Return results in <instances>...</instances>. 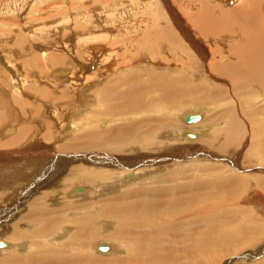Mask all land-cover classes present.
Masks as SVG:
<instances>
[{"label":"rangeland","instance_id":"obj_1","mask_svg":"<svg viewBox=\"0 0 264 264\" xmlns=\"http://www.w3.org/2000/svg\"><path fill=\"white\" fill-rule=\"evenodd\" d=\"M14 1L0 0V11L4 13L0 16V241L7 244L5 249L0 247V259L2 256H9V263L29 264L25 257L30 253L41 248L52 250L58 246L62 247L63 243H68L70 236L73 238L75 233L82 234L83 239H89L88 254L99 264H114L113 259L122 256L128 259L129 254L126 255L121 251L132 243L133 237L128 236L121 243H116L115 238L112 237L114 229H110V223L113 224V221H109V224L99 220L89 223V219H86V223L90 225L88 227L83 220L88 215L102 212L105 200L113 195L107 192L108 187H114L112 183L118 182L115 179L117 175H122L121 179H128L125 173L129 176L137 173L141 175V178L136 177L140 178L139 183H146V188L150 189L164 190L176 185L206 183L208 187L206 186L205 190L202 188L200 193L216 196L215 198L218 197L221 201L219 203L212 199L209 203V211L214 214L212 216L217 214L220 216L219 231L223 234L229 233L238 226L246 225L245 222H250L252 230L241 234L254 237V241L248 247L240 248L232 244L231 248L218 246L211 249L215 252L216 264H264V230L256 229L258 226L264 229V187L260 184L256 185L258 176L264 179V163H261V158L254 157V152L250 150L252 141L248 123L243 124L245 133L243 140L233 141L234 145L230 144L227 152L217 146L222 141V133H218L217 139L214 136L217 130L225 127L227 118L224 112L233 107L236 110L239 102L235 93H229L232 82L211 69L209 64L214 46L220 49L212 41L216 43L218 41V46L224 53L216 58L219 63L233 61L234 55L229 51L230 45L220 40L223 39L220 36H224V29L222 30L218 20L220 16L223 19L222 15L227 11L224 9L220 16H213L211 7L206 5L202 7L203 3L197 2L198 0H143L150 4L149 9L153 18L151 17L148 23L151 26H145L140 36L132 40L136 41L133 44L130 40L124 43L125 39L122 36L117 41L108 38L102 41L89 39L87 43H94L92 47L95 46L94 48L99 50L91 54V59L96 57L99 63L93 65L92 60H86L88 56L83 51L84 47H80L77 54L68 49L69 45L78 41L77 31L80 24L77 22H80V16L82 14L91 16L88 20H91L96 30H101L100 26L106 25V18L112 15L109 10L113 9V5L119 10L127 9L129 12L130 8L138 3L141 6L142 0H40L39 2L17 0L19 3ZM216 2L227 4L226 8L235 6L234 0ZM214 4L215 2H212L211 5ZM36 9L37 13H35ZM136 14V10L131 11V18L134 21L132 24L141 20ZM205 26L211 30V33L203 31ZM107 27L109 30L113 29L110 31L112 35H116L113 26L109 24ZM198 29L203 31L204 35L196 33ZM165 30H169L173 36L176 35L175 43L169 40L160 41L158 36ZM187 35L198 42V48L193 46L195 41L191 44ZM206 35L211 37L207 40ZM129 37L131 39L132 36ZM227 39L233 43L231 37L227 36ZM98 43L105 47V52H100ZM125 45H127L125 51L121 50ZM110 48H115L116 52L109 53ZM223 48H226L225 51ZM205 51L207 53L204 60L201 52L205 53ZM49 57L57 60L53 61ZM15 73L18 77H14ZM185 75L189 77L190 81H187L189 84L180 83L182 84L180 88L192 90L205 85L211 93H215L211 94L214 95L211 104L206 105L203 102L204 94L200 91H196L192 96L177 98L172 103L164 100L157 88L159 81L163 79L161 76L178 79ZM75 78L78 79V83ZM136 81L142 91L139 99L143 102L144 111L141 112L140 109L138 114L128 112L129 114L120 113L119 117L117 115L108 117L106 104L103 101V89L116 83L115 87L125 92L128 86H132L131 84ZM16 86L18 89L15 88ZM132 88L136 89L137 86ZM218 88L228 92L226 101L221 99V95H217L220 94ZM146 90L149 93H146ZM252 93L254 96H249L251 99L248 100H253L257 108H263L264 99L259 96V90L252 89ZM197 113L201 115L198 122L183 121L186 115ZM134 125L143 137L141 146L146 147L140 152L141 159L136 158L138 160H134L138 154L133 150L132 142L128 140L131 138V133L123 129L133 128ZM11 128L14 132L8 134L7 131ZM150 132L155 136L147 139V134ZM12 139L16 144L4 147L6 141ZM245 155H248L247 160L250 158L252 164L244 163ZM131 161L140 162L141 165H131L133 167L131 168L129 167ZM181 170L184 172L183 177L175 176V182L166 176V173H176ZM82 171H85L83 174L87 172L88 175H93L92 179L81 176ZM119 171L122 173L120 174ZM101 177L102 180L112 178L107 181L108 183L99 181L92 185L87 180ZM227 177H233L238 184L247 180L248 187L251 188L250 192L238 195V200L229 206L224 205L222 197H225V190L232 189V186L223 185L222 180H218ZM208 181L211 182V186L208 185ZM130 187L132 183L123 186V190H115L114 194L118 195L117 193L124 192ZM80 188L82 190L78 191ZM33 205L51 209V220H60V223L53 226L55 229L51 226L49 237L35 235L36 229L40 226L44 227L45 223L40 221L39 225L34 221L31 222L34 217ZM198 207L200 209L198 204L194 207L195 212ZM88 228L91 229L90 235L85 233ZM199 228L202 232L204 225H200ZM186 230L192 235L197 232L198 227L189 225ZM16 233H23L24 236L18 238ZM164 233L159 236L166 237ZM37 243L41 245L36 246ZM100 244H108L110 247L115 245V250L98 252L96 246ZM165 247L170 255L172 251L177 255H179L178 251L182 253L180 243L174 248L172 245ZM2 248L4 250H1ZM1 251H4L3 254ZM15 255L18 257L17 260L12 257ZM207 260L210 264L213 258ZM151 261L171 264L169 258L148 260V264ZM30 264L45 263L35 260ZM46 264L59 263L46 261Z\"/></svg>","mask_w":264,"mask_h":264},{"label":"bare ground","instance_id":"obj_2","mask_svg":"<svg viewBox=\"0 0 264 264\" xmlns=\"http://www.w3.org/2000/svg\"><path fill=\"white\" fill-rule=\"evenodd\" d=\"M15 1H17V0H15ZM39 1L40 0H37L36 2H39ZM216 1L217 0H215V1L214 0H208V2H207V0H198L197 2L203 3L202 7H204L205 5H206V7L210 6L212 9L211 12L213 13V16H220L224 9L227 11L226 14L222 15L224 20L221 19V16H220V19L218 20V22H220V24H221L220 26L222 27V30L224 29V31H223L224 36H222V35L220 36V38H223V39H220L219 37L218 38L230 45L229 51L231 52L232 55H234V58H233V61H230L227 63H224V62L219 63L216 60V58H218L219 55L221 53H223L222 48L220 46H218V41H217V43L212 41L214 43V45L219 47L221 50L217 49L214 46V49H216V51H214V49L212 50V58H211V61L209 64L211 66V69L217 71L219 73V75L229 79L230 82H232L231 83V84H233L232 89L228 88V89H230L229 93L230 94L235 93L237 95V99L239 100V102L237 101L238 106H237L236 110L233 107V108H230V110H227V112H224V115H226V118H227V120L225 122V127L222 130H220V129L217 130L215 132L214 136H215V139H217V135H219L218 133H222V135H223L222 141L217 146H219V149L221 148L227 152L229 150L228 146H230V144H232L233 141L234 142L235 141L241 142V140H243V136L245 134L244 129H243L244 128L243 124L248 123L249 134L251 133V141H252V143L250 145V150H251V152L252 151L254 152V157L261 158L260 159V160H262L261 163H264V107L263 108H261V107L257 108V106H255V103L253 100H248V99H251L249 96H252V95L254 96V93H252V89L259 90V93H258V94H260L259 96L263 97V99H264V0H234L233 3L235 6L233 5L234 6L233 8H228L229 6L226 8L227 4H225L226 5L225 6L222 2L217 3ZM212 2H215V4L211 5ZM17 3H19V2L17 1ZM219 4H220V6H219ZM149 7H150L149 2L143 1V3H141V6H140V3H138L132 9L130 8L131 11L136 10V13H137L136 15L137 16L139 15L141 18V20H139L137 23L132 24V23H134V21L131 18V11L128 12L127 9L119 10L117 8V6L115 7L113 5V9L109 10L110 12H112V15H110V16H108V18H106V20H105L106 25L100 26V28H102L101 30H99V29L96 30V27H94L91 20L90 21L88 20L89 17L91 18V16H87V14H82V16H80L81 17L80 22H77L80 25H78L76 23V26L77 25L79 26V28H78L79 31H77V33L79 32V34H77L78 41L76 43H74L73 45H69L68 49H70L72 53L77 54L79 51V48L84 47L83 51L88 56V58H86V60L87 59L92 60L93 65H98L99 63H98L96 57L94 59H91V57H92L91 54H93L94 51H96V50L99 51V50H98V48H94L95 46L92 47V44H94V43L89 44V43H87V41H89V39L90 40L92 39L93 41H102V40H105L107 38L109 40H112V41L113 40L115 41V39H116V41H117V39H119V37H121V36L125 39L124 43H126V41L128 42V40H130V41L134 40L135 37L140 36V33H142V31L145 30V26H149V27L151 26L150 23H148V22H149V20L153 14H151V10L149 9ZM197 7H199V5ZM12 8H14V7H12ZM127 8H128V5H127ZM201 9L199 8V10H201ZM149 10H150V12H149ZM202 12H203V10H202ZM35 13H37V9L35 10ZM3 14L4 13L1 12L0 16H2ZM15 14H17V13H15ZM41 14H42V12H41ZM203 14H204V12H203ZM45 21H43V23H45ZM109 24L114 27L115 31H113V32H115L116 35H112L110 33V31H112L113 29L112 30L108 29L107 26H109ZM66 28H64V29H66ZM204 30L209 31L211 33V30L209 28H207L206 26L204 27L203 31ZM203 31L198 29L196 33H198V34L201 33V35H204ZM99 33H103V34H99ZM109 34H111V36ZM130 34H133V35H130ZM129 36H132L131 39H129L130 38ZM187 36H189V41L191 42V44L194 41L196 42V43L194 42L193 46L198 48V42L194 38H191L190 35H187ZM227 36H229V37H231V39H233V43L231 42L230 39H227ZM174 37H176V35L173 36V34L169 30L163 31L158 36L160 41L163 40V41L167 42L169 40V41H172L173 43H175ZM206 37L208 40L211 37V35L210 36L206 35ZM135 40H136V38H135ZM214 40H215V38H214ZM135 42L136 41H132V44ZM98 44H100V43H98ZM209 44L211 45V43H209ZM223 45H224V43H223ZM98 46H99L100 52L103 53L106 51L105 47L102 46V44H100ZM126 46L127 45H125V47L124 46L121 47V50L125 51ZM201 47H200V49H201ZM114 49L115 48H112V49L110 48V49H108L109 50L108 52L111 54H114V52H116V51H114ZM225 49L223 48L224 51H225ZM206 53H207L206 51H205V53L201 52V56L204 60L206 58ZM107 57H108V55H107ZM49 58H51L53 61L57 60V59H53V57H49ZM220 60H221V57H220ZM99 62H100V60H99ZM84 67H87V66H84ZM211 73H213V72H211ZM13 75H14V77H18V74H16V73ZM75 75H76V73H75ZM58 77H60V76L58 75ZM161 77L163 78L162 79L163 82L159 81L160 83H158L159 85H157V88L159 89L160 93H162L164 100L165 99L167 101L169 100V103L174 102L177 98H180L182 96H192L196 91L197 92L200 91L201 93L204 94L203 102L206 105L212 103L211 99L213 98L212 96H214V95H211V94H213L214 92L212 91L213 93H211L210 90L205 85H201L200 88H198V87H195L194 89L191 88L192 90L180 88V86L182 85L180 83H183V82L186 83L187 81H190L189 77H187L186 75L182 76L181 78H178V79H175L172 77L167 78L166 76H161ZM15 80H16V78H15ZM75 80H76V83L79 82L78 79L75 78ZM133 82H134V80H133ZM136 83H137V81L135 83L131 84L133 87L137 86L136 89L132 88V86H128V89L125 92H121L120 90H118L115 87L116 83L113 84V86L111 85V87L109 86V87H105L103 89V94H102L103 99H104L103 101L106 104L105 109L107 108V114L106 115L108 117L109 116L110 117H114V116L116 117V115H117V117H119L118 115L120 113H122V114L123 113L126 114L128 112L137 113V112H140L139 111L140 109H141V112L144 111L143 102L139 99L141 97L142 91H140V89L138 88V86H140V85H138ZM187 83L189 84V82H187ZM119 84H121V83H119ZM12 87H14V86H12ZM15 88L18 89V86H16ZM218 89L220 90V94H217V95H219V96L221 95V97H222L221 99L226 101L225 99L227 98L228 92L223 88H218ZM145 92L149 93V92H147V90ZM155 92H156V90H155ZM43 93L44 92H42V94ZM142 96H143V94H142ZM221 99H219V100L221 101ZM252 99H254V98H252ZM109 100L111 101V103H109ZM161 100H163V99H161ZM117 102H120V103L117 104ZM200 102H201V100H200ZM195 122H198V121H195ZM195 122H192V123H195ZM123 129L125 131H128V133H131V138L128 140L132 142L133 150H136L137 151L136 153L138 154V156H135L134 160L137 157H138V159L139 158L141 159V153L140 152L142 149H146V147L141 146V142L143 141V139H142L143 137H141L140 133H138V131L135 129V125L133 126V128L124 127ZM13 132H14V129H12V128L9 129V131H7L8 134H11ZM22 133H24V131ZM152 133L153 132H150L149 134H147V139H152L155 136V134L153 133V135H152ZM111 139H113V138L111 137ZM215 139L213 138V140H215ZM211 140H212V138H211ZM13 141L14 140L12 139V140L6 141V143L4 142L5 143L4 147L13 146L14 144H16ZM205 141H207V139ZM205 141H204V143H206ZM213 143H216V142L213 141ZM123 144H121V145H123ZM6 145H8V146H6ZM118 145H120V144H118ZM232 145H234V144H232ZM118 148H119V146H118ZM126 148H127V146H126ZM129 149H131V148H129ZM247 156L248 155H245V158H244L245 162L244 163L246 165L252 164V161L249 157H248L249 159L247 160ZM138 159H136V160H138ZM123 162H124V160H123ZM135 162L131 161L129 163V167L133 168L131 165H133V166L141 165L140 162L139 163H135ZM121 164L124 165L122 162H121ZM84 172L85 171H82V174ZM121 173L122 172H120V174ZM132 173H133V171H132ZM82 174H81V176H83V177L91 178L93 176L90 174L88 175L87 172L83 175ZM113 174H114V172H113ZM125 174L127 175L128 179H124V178L121 179L122 175H117L115 179L118 180V182L112 183V184H114V187L113 186H111V188L108 187L107 192L113 193V195H111L110 197H108L105 200V205L102 206V212L100 214H97V215H94V214L88 215V217H85V220H83V223L88 225V227L90 226L89 223H91V221H94V220H96V221L99 220V221L105 222L107 224L110 223L109 221H113L114 222L113 224L110 223V227H111L110 229H114L112 237L115 238L114 241L116 243H121L124 239H127L128 236L133 237L132 243L125 246L124 247L125 250L121 251V253H125L126 255L128 253L129 258L128 259L122 258L123 257L122 256L121 258L113 259L114 264H148V260H152V259L155 260L158 258H162V259L169 258L171 264H208L207 259L213 258V260H211V262H209V263L210 264H216L217 263L216 262V260H217L216 255H214L215 252L212 251L211 249L216 248L218 246H223V247L225 246V247L231 248L232 244L238 245V247H240V248L248 247L254 241L253 240L254 237L252 238V236H249V235L245 236L244 234H241L242 232H245V231L249 232L250 229L252 230L250 222H248V223L245 222L246 225H243L242 227L238 226L237 229H234L233 231H231L229 233L223 234L222 231H219V226L221 223V221L219 220L220 216H218V214L216 216H212L214 214L212 211H209L210 210L209 203L211 202L212 199L216 200L219 203L221 201H220V198H218V197L215 198L216 196H207V195H204V193H200V190L202 188L203 189L206 188V186H207L206 183L199 184L197 182H194L195 184L176 185L174 187H172V186L168 187L164 190H160L157 188L156 189H150V188H146L147 187L146 183H139L141 175L139 176L137 173H134L133 175H130V176L127 173H125ZM183 174H184V172H182V170H181V171H178L176 173H172V172L170 174L166 173V176L169 177V180L175 182L176 181L175 176L179 175V177L182 178ZM97 176H99V175H97ZM136 177H140V178H136ZM111 178H109V179L107 178V179H103V180H102V177L99 179L94 178L95 180L94 179L91 180L92 178L91 179L86 178V179L89 180V183L92 185L93 183H97L99 181H103V183H108L107 181L110 180ZM262 179H263L262 177L258 176L256 185L260 184V185H263V187H264V179L263 180ZM218 180L219 181L222 180L223 185H227L229 187L232 186L231 187L232 189H230V190L228 189V191L225 190L226 191L225 197L224 198L222 197V199H224L223 203H224V205L226 204V206H229L230 204L236 202L238 200V195H240L241 193H247V192L251 191V188L248 187V181L247 180L240 181L239 184H238V182H236L233 179V177H231V178L227 177L224 179L221 178ZM128 182L132 183V187H130L128 190L127 189L124 190V192L117 193L118 195L114 194L116 191L122 189L123 186H125L127 184H131ZM133 182H136V183H133ZM112 184H110V185H112ZM210 184H211V182H209L208 185H210ZM220 185H221V182H220ZM67 187H69V186H67ZM101 187H102V185H101ZM219 189H221V188H219ZM79 190L81 191L82 188L78 189V191ZM84 194H86V193H83V195ZM78 195H79V192H78ZM154 195H156V197L153 198ZM144 197H146V198H144ZM148 197H151L153 199H149ZM126 200H131V201H126ZM188 204H190L192 206H190ZM197 204L200 206V209L198 207L197 211L195 212L194 207ZM186 205H188V206H186ZM41 207H36L35 205H33V207H32L33 211L32 212L34 213V217H32L33 219H31V222L34 221L36 224L37 223L39 224L40 221L44 222L45 223L44 227L43 226L38 227L36 229L35 235L39 236V237L40 236L49 237L50 236L49 230L51 231V229H50L51 226H52V228H54L53 226H55V224H57V223H60V220L59 219L51 220L52 219L51 218L52 211L50 212L51 209L49 210V209H46L45 207H42V208ZM56 209H57V207H56ZM48 212H49V214H48ZM58 212L56 211V213H58ZM208 214H209V216H208ZM231 217H232V215H231ZM86 219H89L88 224L86 223ZM186 219L188 221H186ZM233 219H234V217H233ZM235 220H237V219H235ZM241 220H243V219H241ZM238 223H239V221H238ZM115 224H117L116 227H115ZM189 225H196L198 227L197 232L193 233L192 235L190 234V232L188 234L186 227L187 226L189 227ZM200 225H204V228H202L203 229L202 232L199 231ZM228 226H230V225H228ZM256 229L257 230H260V229L264 230L262 227H259V226ZM162 232H165L163 235H166V237L165 236H159ZM85 233L90 235L91 229L88 228ZM16 235L18 238H22V236H24L23 233H16ZM250 235H252V234H250ZM88 240H87V238L83 239L82 234H76L75 233L73 235V238H72V236H70L68 243H66V244L63 243L64 245L62 247L58 246V248H56V249L53 248L52 250L51 249L43 250L41 248L43 246H41V247H39V248H41L40 250L32 252V253H30V255L26 256L25 260L28 261L29 264L33 263L35 260H39L40 263H45V264H46V261L55 262V263H59V264H79L80 261H81V264H99L94 260V258L92 256H90L88 254V246L90 245L88 243ZM179 243L182 245V248L180 250L182 253H180L178 251L179 255H177V253H174V251H172V253L170 255V254H168V251L165 250L166 247L164 248V246H166V245H168V246L172 245V248H174ZM38 245H41V243L36 244V246H38ZM106 245H107V249L104 250V253L108 252L109 250H111V251L115 250L114 249L115 245L111 246L112 249L108 244H106ZM98 246L99 245L96 246V250L98 252H102L101 250L98 249ZM3 248L4 249L7 248V244ZM3 248L1 250H4ZM3 252L4 251H1V254H3ZM210 255H214V256L209 257ZM8 257L9 256H2L0 259V264H16L13 262L9 263L8 259H10V257L9 258ZM12 257H14V260H17V258H18V257H16V255L12 256ZM17 264H19V263H17ZM149 264H158V263L151 261V262H149Z\"/></svg>","mask_w":264,"mask_h":264},{"label":"water","instance_id":"obj_3","mask_svg":"<svg viewBox=\"0 0 264 264\" xmlns=\"http://www.w3.org/2000/svg\"><path fill=\"white\" fill-rule=\"evenodd\" d=\"M199 119H201V115L200 114H188L184 117L183 121L185 123H192V122H195V121H198ZM6 246V243L4 241H0V247H4ZM98 249L101 250V251H104L107 249V245L106 244H100L98 246Z\"/></svg>","mask_w":264,"mask_h":264}]
</instances>
